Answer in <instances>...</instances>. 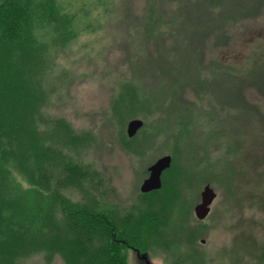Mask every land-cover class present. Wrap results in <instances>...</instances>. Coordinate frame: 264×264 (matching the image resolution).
<instances>
[{
	"label": "rangeland",
	"instance_id": "1",
	"mask_svg": "<svg viewBox=\"0 0 264 264\" xmlns=\"http://www.w3.org/2000/svg\"><path fill=\"white\" fill-rule=\"evenodd\" d=\"M29 4L9 28L0 0V129L33 150L4 264H264V0Z\"/></svg>",
	"mask_w": 264,
	"mask_h": 264
},
{
	"label": "trees",
	"instance_id": "2",
	"mask_svg": "<svg viewBox=\"0 0 264 264\" xmlns=\"http://www.w3.org/2000/svg\"><path fill=\"white\" fill-rule=\"evenodd\" d=\"M32 0H6V6H8V8L6 9V11L4 12V20L2 21V24H4V27L7 26V23L5 22L7 20L8 17H12V15H16L13 17V19L11 18L10 20L12 21L11 24L9 25V28H11L12 26L15 27V25L18 24H22L24 25L26 21H28L30 19V16L33 15L34 13H39V15H43L44 13H46L47 11H45L46 7H40L38 6L36 9H34L32 7L31 4H29ZM52 9L54 6H51ZM51 10H49L48 12H50ZM30 12V14H29ZM54 12V9L51 11ZM19 27V26H18ZM9 28H7L9 30ZM16 28H12V31H14ZM23 38V35L20 34L19 36V40ZM11 40L8 39V41ZM16 43V42H15ZM14 43V44H15ZM12 44V46L14 45ZM221 69V68H220ZM4 73V77L7 79L8 74L6 73V69L3 70V72L0 73V78H2ZM3 81H6L4 78H2ZM4 132H6V135L4 136ZM3 134V144L0 141V160H2L0 162V164L2 165V168L0 167V170L3 172V175H0V180H2L3 182L12 179L15 180V177L13 176L16 171V169L14 168V166H12L9 158L13 161H15V167L17 168V164L19 163V167H22V165L27 164L28 161V156H29V152H32L33 150L29 149L26 144H21V142L16 143L15 145L13 144V141L15 140V142H17V138H13L11 134H8L7 131L5 129H0V134ZM15 137V135H14ZM6 145V149L3 150L4 146ZM26 147V148H25ZM27 158V159H25ZM23 159V160H22ZM41 159V158H39ZM38 159V160H39ZM37 160V161H38ZM24 168H18V170H21V172H23ZM0 171V173L2 174V172ZM25 174H28L27 172ZM30 176H32V174H29ZM29 176V177H30ZM14 177V178H13ZM28 179V178H27ZM1 187H3L2 192L0 191V209L1 208H5L6 211L8 210V214L7 215H3V217H1V213H0V249H2V245L3 243H6V241L10 238L9 233L12 232H17L19 234L21 233H27L29 232V225L32 224L31 222L34 221V218H27L26 216H23L22 214H20V206L17 205L15 206V201H19L20 196H24V193H20L21 191L19 190L18 185L12 181L10 182H6V183H1ZM11 188L15 189V192L11 193ZM9 192L11 193L9 195ZM16 195L19 196V198L16 197ZM8 199H4V198ZM25 198L28 196H24ZM14 200V201H13ZM49 204L51 203H46V205H44V210L49 213V209L47 207H49ZM35 207H37L38 204L34 203ZM9 215L13 216V218L9 217ZM23 216V217H21ZM95 217H98L97 214H95ZM26 218V219H25ZM93 218V217H92ZM33 219V220H32ZM87 219H91L90 217ZM96 219H92L91 221L93 223H96ZM21 232V233H20ZM32 232V231H31ZM34 233V231H33ZM33 233H29L33 234ZM9 234V236H8ZM28 235V236H29ZM73 245V244H72ZM113 246V245H112ZM112 246L109 248L111 249ZM75 250H78V246H76L74 248ZM74 250V253H72L75 257L78 254L76 251ZM112 251H115V248L113 247L111 249ZM114 253V252H112ZM80 254V252H79ZM78 254V255H79ZM3 252L1 253L0 250V264H4V260H3ZM107 257L105 256V259L99 260L97 258H95L93 260L94 264H121V262L119 263L118 260H115L112 256H110V254H106Z\"/></svg>",
	"mask_w": 264,
	"mask_h": 264
},
{
	"label": "water",
	"instance_id": "3",
	"mask_svg": "<svg viewBox=\"0 0 264 264\" xmlns=\"http://www.w3.org/2000/svg\"><path fill=\"white\" fill-rule=\"evenodd\" d=\"M142 121L135 120L130 124L129 134H135L136 130L139 126H141ZM171 157L165 156L160 158L155 164H153L150 168L151 173L148 178H146L142 184L143 191H151L154 189H158L162 185L161 175L162 172L170 166ZM216 196V192L211 186H206L205 191L203 192L202 202H200L195 210L199 218H204L210 211V204L214 200Z\"/></svg>",
	"mask_w": 264,
	"mask_h": 264
}]
</instances>
